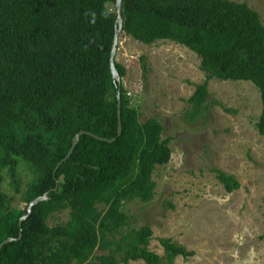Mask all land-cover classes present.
I'll return each instance as SVG.
<instances>
[{"label":"trees","instance_id":"16d2710c","mask_svg":"<svg viewBox=\"0 0 264 264\" xmlns=\"http://www.w3.org/2000/svg\"><path fill=\"white\" fill-rule=\"evenodd\" d=\"M115 1L0 0V244L14 239L0 248V264H174L193 256L167 238L158 240L162 256L152 252L151 228L131 227L123 209L152 201L154 170L168 164L171 150L156 118L140 121L115 60L120 82L113 83ZM120 18V33L134 41H169L199 58L204 80L187 100L185 121L207 110L212 79L250 82L259 92L255 127L264 137V25L254 10L229 0H121ZM20 166L32 173L24 185ZM3 171L23 208L13 207ZM215 173L227 193L239 188L232 175ZM44 194L19 226L28 204ZM62 212L67 221L49 226Z\"/></svg>","mask_w":264,"mask_h":264},{"label":"rangeland","instance_id":"374dc122","mask_svg":"<svg viewBox=\"0 0 264 264\" xmlns=\"http://www.w3.org/2000/svg\"><path fill=\"white\" fill-rule=\"evenodd\" d=\"M229 1L245 3L264 25V0ZM141 57L148 69L145 78ZM115 61L125 68L121 82L141 113L140 121L156 118L163 138L170 139V161L152 176V201L123 207L130 226L151 228L149 249L159 256L162 238L193 252L188 259L177 257L174 264H264V137L255 127L261 112L258 90L250 82L212 79L207 110L187 122V100L204 80L196 54L169 41L146 46L119 33ZM215 170L232 175L239 188L227 193ZM2 175L6 192L14 197L13 207L23 208L5 171ZM19 177L24 185L32 173L20 166ZM67 219L62 212L48 224Z\"/></svg>","mask_w":264,"mask_h":264},{"label":"water","instance_id":"95a60500","mask_svg":"<svg viewBox=\"0 0 264 264\" xmlns=\"http://www.w3.org/2000/svg\"><path fill=\"white\" fill-rule=\"evenodd\" d=\"M120 4H121V0H116L115 1V9H116V21H115V29H114V38H113V44H112V49H111V55H110V61H109V66H110V72H111V76H112V80L113 83L115 84V86L117 85L118 82H120V78L116 72L115 66H114V60H115V54H116V48H117V39H118V34L120 33L121 30V18H120ZM116 100H117V137L120 136L121 134V103H120V93L119 90L116 87ZM84 134V132H79L78 134H76L73 139H72V143H71V147L69 149V151L67 152L66 156L57 164L55 171L57 170V168L65 161L67 160L70 155L72 154V152L74 151L75 147H76V143L78 141V138L80 135ZM115 139L109 141V142H113ZM56 188H57V183H56ZM47 199L46 194L35 198L33 201H31L28 204L27 207V213L26 215L22 216L19 219V226L22 224V222L28 217V215L31 213L32 208L37 205L38 203L45 201ZM14 241L13 238H8L5 241H3L0 244V248L3 247L4 245L10 243Z\"/></svg>","mask_w":264,"mask_h":264}]
</instances>
